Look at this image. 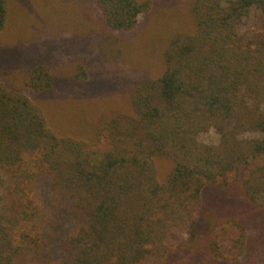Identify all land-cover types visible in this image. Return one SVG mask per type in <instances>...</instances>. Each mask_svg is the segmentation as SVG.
I'll list each match as a JSON object with an SVG mask.
<instances>
[{
	"label": "trees",
	"instance_id": "trees-1",
	"mask_svg": "<svg viewBox=\"0 0 264 264\" xmlns=\"http://www.w3.org/2000/svg\"><path fill=\"white\" fill-rule=\"evenodd\" d=\"M153 3L95 0L118 33L134 30ZM252 11L264 17V0H191L192 27L168 36L161 69L129 87L88 140L55 131L39 100L26 96L51 91L46 64H29L18 88L0 79V203L3 173L35 153L73 214L53 259L43 235L16 236L0 213V264H255L259 240L249 233L255 213L264 214V41L239 32ZM6 18L0 0V33ZM209 130L217 143L198 140ZM102 140L104 151H94Z\"/></svg>",
	"mask_w": 264,
	"mask_h": 264
},
{
	"label": "rangeland",
	"instance_id": "rangeland-1",
	"mask_svg": "<svg viewBox=\"0 0 264 264\" xmlns=\"http://www.w3.org/2000/svg\"><path fill=\"white\" fill-rule=\"evenodd\" d=\"M190 1L154 0L134 30L118 33L106 28L95 0H7L6 24L0 33V79L18 88L29 64H46L53 77L51 91L39 97L24 90L26 96L39 100L55 131L88 140L109 109L122 107L129 87L161 69L160 48L168 36L192 27ZM239 32L264 41V17L252 11ZM254 136L261 135H248ZM218 139L213 130L198 136L207 144ZM105 148L103 140L92 147L98 152ZM43 168L37 154L31 153L3 173L0 213L16 236L43 235V245L53 249L55 259L54 247L66 231L63 221L73 214L66 200L51 190ZM253 223L258 227L249 234L253 242L259 240L255 264H264V214L255 213Z\"/></svg>",
	"mask_w": 264,
	"mask_h": 264
}]
</instances>
